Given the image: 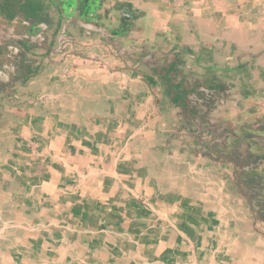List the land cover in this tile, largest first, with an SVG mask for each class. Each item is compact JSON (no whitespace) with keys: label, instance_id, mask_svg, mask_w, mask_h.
<instances>
[{"label":"crops","instance_id":"crops-1","mask_svg":"<svg viewBox=\"0 0 264 264\" xmlns=\"http://www.w3.org/2000/svg\"><path fill=\"white\" fill-rule=\"evenodd\" d=\"M63 1L58 17L25 30L21 14L1 32L14 45L0 80L28 63L32 76L1 98L34 102L0 129V264H264V165L228 136L249 108L264 112V0ZM116 3L140 14L126 45L146 49L145 67L96 60L90 35ZM78 24L89 32L77 40ZM190 49L202 62L251 52L258 69L243 85L244 73L191 63ZM178 52L186 63L166 75Z\"/></svg>","mask_w":264,"mask_h":264},{"label":"flooded vegetation","instance_id":"flooded-vegetation-1","mask_svg":"<svg viewBox=\"0 0 264 264\" xmlns=\"http://www.w3.org/2000/svg\"><path fill=\"white\" fill-rule=\"evenodd\" d=\"M91 1H95L94 3H97L98 6L102 1L104 0H75V3H77L80 7L88 5ZM65 2L63 0H0V73L3 72V68L5 64L7 66H10L11 63H7L5 60L6 58H3L5 55V49L9 51L10 45H14L13 40H7L2 41L1 32L2 30L7 26L11 27L12 24H16L17 16L22 14V23L25 25L23 28H27L30 26L31 28L35 27L34 20L35 18L41 16L42 13L49 14V10L53 9L55 17H58L59 14H62L64 8L63 3ZM92 3V2H91ZM93 4V3H92ZM115 6L114 9H116V19L110 22V25L106 26V24H102V22H97L94 25V30L90 36H96L99 37L98 43L94 45V48H99V54L100 57H97L96 60H101L102 63L108 62L109 59L114 60H121L122 62L130 63L134 65L135 63H139L141 66H144L145 55H143L146 51V49L142 46H128L126 45L127 42H130L132 40L137 41L136 38L131 39L130 34L134 31H136L137 23L140 20V14L133 9V7L127 3H121ZM73 23L78 21V18H72ZM76 29L78 31V37H73V39H81L84 37L85 32H89V30H85L80 28L79 24L76 25ZM6 29V28H5ZM26 30V29H25ZM25 30H21L23 34H26ZM12 32V31H7ZM23 41L16 42V45L20 46L23 54L26 56L27 54L30 55V52H28V48H31L29 44L23 45ZM118 44L119 48L121 49L120 53L117 49ZM21 44V45H20ZM35 46V45H34ZM214 46V45H213ZM215 48V46H214ZM30 50V49H29ZM235 49H232V55L236 54V60H231L230 58L227 60H218L215 59L216 56H214V53L212 51H209V54L206 55L208 51H205V61L202 62V52L201 51H195L191 50L189 53H184L187 55V58L191 63H194L195 65L198 64H204V70L208 72L212 69V67H215L217 69H221L222 73L225 75H234L238 76L241 75V73H244L245 76H242L244 79L243 85L245 83H250L254 79V74L256 73L258 69V63L256 62L257 57L256 55L252 54L251 52H244L241 50H238L236 53L234 51ZM183 54V53H182ZM23 55V56H24ZM27 55V56H28ZM33 55V54H32ZM175 55L174 63L172 66H168L169 69L167 70L168 75L170 72H176L178 68L177 66H180L181 63H186L187 60L179 61L178 55L179 52ZM31 56V55H30ZM34 56V55H33ZM232 57V56H231ZM224 58V57H223ZM225 59V58H224ZM225 62L224 64L222 62ZM31 62V61H30ZM33 62V61H32ZM153 65V63H152ZM211 68H210V67ZM145 67V66H144ZM176 68V69H175ZM166 69V68H165ZM208 69V71H207ZM157 71V68H155ZM165 71L164 69L161 70V72ZM205 72V75L207 74ZM195 75L200 77L202 74L199 70H194ZM15 77L13 75H9L7 80H0V129L4 126L9 124L14 117H16V112H14L15 107H21V106H32L33 100L27 97V94L25 91L14 93V94H7L6 96H3L1 98L2 94L7 93L6 90L12 89L13 86H18L22 88L23 86L28 87L29 80L32 77L31 76V70H30V64L24 65L20 70L15 71ZM191 74V72H190ZM190 77V75H189ZM202 82V87L207 88L210 91H213L215 96L222 97L223 92V85H220L214 78H211L209 76ZM236 81V78H235ZM166 85L168 90H173V86L171 82H168ZM23 87V88H24ZM245 87V86H244ZM11 92V91H10ZM246 98V97H245ZM244 98V99H245ZM219 99V98H218ZM178 101V99H177ZM208 101V100H207ZM204 101V104H208L210 108L215 107L218 109V103H210L209 101ZM178 103L181 105V108H184L185 106V100H179ZM201 104V103H200ZM200 104L198 103L196 105V108L193 110L197 112L200 109ZM255 105V104H254ZM261 105V104H259ZM192 110V111H193ZM252 108H249L244 115H241L239 118L240 123L236 124L234 128H229L228 130V136H235L238 137L239 146L244 148V150L248 152H254L255 153V168L258 166L264 165V112L261 109H256L255 111H251ZM199 112V115L195 118L197 121L203 122V116L204 112ZM197 115V114H196ZM242 117H244L242 119ZM242 121V122H241ZM208 129L211 130L212 133L215 132V127L210 124V126H206ZM200 133V132H198ZM204 133V132H203ZM227 133V131H226ZM232 134V135H231ZM261 178H264V169L261 170ZM257 176V175H256ZM1 182V180H0ZM259 202H257L258 207L262 210V204L264 202V196L258 197Z\"/></svg>","mask_w":264,"mask_h":264},{"label":"water","instance_id":"water-1","mask_svg":"<svg viewBox=\"0 0 264 264\" xmlns=\"http://www.w3.org/2000/svg\"><path fill=\"white\" fill-rule=\"evenodd\" d=\"M115 45L117 46L118 51H119L120 53H122V52H121V49H120L119 46H118V44L115 43Z\"/></svg>","mask_w":264,"mask_h":264}]
</instances>
